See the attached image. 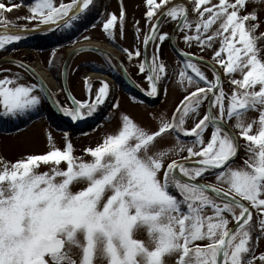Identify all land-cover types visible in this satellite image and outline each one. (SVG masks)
<instances>
[{"label":"snow or ice","instance_id":"obj_1","mask_svg":"<svg viewBox=\"0 0 264 264\" xmlns=\"http://www.w3.org/2000/svg\"><path fill=\"white\" fill-rule=\"evenodd\" d=\"M249 3L264 0H146L145 50L122 51L129 61L144 57L139 71H147L148 96L156 97L169 75L160 47L171 39L159 31L165 20L210 58L182 53L178 83L185 94L155 130L123 114L115 133L83 150L88 160L75 155L68 133L63 149L49 135L44 154L0 157V264H264V252L256 254L264 240V21ZM20 7L0 0V51L25 33L72 28L96 0H34L30 15L18 19L35 21V28L7 18ZM117 28L122 38L123 8L119 18L109 14L102 22L112 41ZM16 67L34 75L23 63ZM2 71L9 74L0 78V116L25 117L42 107L43 81L37 79L38 89L21 73ZM84 84L88 100L57 102L72 122L109 101L107 82ZM253 112L257 118L249 121ZM165 134L176 142L162 148ZM211 177L215 183H206Z\"/></svg>","mask_w":264,"mask_h":264},{"label":"rangeland","instance_id":"obj_2","mask_svg":"<svg viewBox=\"0 0 264 264\" xmlns=\"http://www.w3.org/2000/svg\"><path fill=\"white\" fill-rule=\"evenodd\" d=\"M60 2L61 0H55L57 5H59ZM70 2L71 0H63V3ZM172 3L182 4L187 3V1L174 0ZM121 8H123L125 12L124 35L121 38L119 28H117L115 30L116 39L112 41L107 37V34L102 31V22L106 21L109 14H116L119 18ZM146 10V0H96L95 9L85 15L83 14L84 17L89 19L93 17V21H88V30L83 36V38L88 37V39L75 44L74 47L92 45L101 48L105 53L99 54L91 51H80L72 54L66 64L65 85L73 98L80 101H86L89 99V96L84 84L85 79L90 78L93 88H98L101 82H108L103 78H108L110 81L108 82L110 92L112 91L109 101L106 102V104L101 107V110L92 117H87L80 122H72L68 117L54 114L48 106V100L43 99L42 107L38 109L43 114L41 118L17 132L8 134L0 133V157H3L7 161L14 162L26 155L44 154L49 150V135L52 137L55 145L63 149L65 146L64 133H68V139L74 146L75 155L83 156L85 160H88L90 158L85 156L83 150L87 147H95L102 141L106 134L115 133L120 124V117L123 114H127L140 126L153 130L158 127L162 114H165L166 118L172 117L175 109L180 104L185 94L183 87L178 83V70L183 67V63L180 62L177 57L179 51L182 53H194L192 55L195 56L198 54L204 55L207 57L206 59H209L211 54L201 53L195 44L189 48L183 41V34L175 31L173 33V43L169 40L165 41L160 46L161 58L168 66L169 75L164 84L161 87L158 86L159 94L156 97L148 96L146 93L150 91L151 88L146 79L147 71L144 73H140L139 71V64L143 62L144 57H134L129 61L127 53L122 51V49H128L134 53L139 49L142 53L144 52L145 49L142 41L145 33L148 32V28L150 27L145 19ZM248 11H255L259 19L264 21V5H254L249 3ZM90 13H93V15L89 16L88 14ZM94 17L98 18L94 20ZM137 21L139 22V27L142 29L139 39L136 38L137 26L135 22ZM176 25V22L165 20V22L161 24L159 31L160 33H167L170 36ZM17 26L31 27L35 26V24H19ZM49 32L51 31L49 30ZM259 32H264V25H261L260 29H258V34ZM25 36L28 35L25 34ZM6 48V51H0V57L2 56V60L4 59L0 63V78L9 74L3 72V69H10L12 73L19 72L25 76L28 83H36L29 72L16 67L18 64L12 61H20V59L14 58L15 54L24 56L29 55V60L32 61L31 66L37 63L56 84L57 87L51 96L56 105L58 106L56 99L58 95L61 94L58 98L59 105L70 106L65 99L63 91L59 89L60 83L58 84V82L55 81V79H53V77L43 68L47 62V53L41 55L37 54L31 49L26 40L6 46ZM69 49L71 50V48ZM107 49H109L110 52ZM67 50L65 58L66 55L69 54L67 53ZM149 50H151V46H149ZM10 51H13L14 54L11 55ZM110 53L117 56V62L121 67L123 66L124 71L127 72L131 78L130 80L132 82L134 81L138 86V92L146 95L145 101L137 98L134 93L129 92L125 80L115 68V62L110 56ZM109 58L111 59V63H109ZM181 60L183 59L181 58ZM108 66H111L118 74L121 79L119 84L107 74L110 72ZM202 70L211 77L212 74L207 68H202ZM223 87L226 93H230L231 86L228 83V79L225 77H223ZM113 103H118L119 107L113 108ZM256 118L257 113H249V121ZM188 126H191V122H189ZM184 139L190 140L191 138ZM175 142L174 137L165 134V137L160 140L159 146L165 148L174 145ZM241 143L244 142L241 141ZM240 156L244 157L245 153L241 151ZM46 170V168H41V171ZM205 182L214 184L215 177H211ZM262 252H264V240L259 242L256 254L259 255Z\"/></svg>","mask_w":264,"mask_h":264},{"label":"trees","instance_id":"obj_3","mask_svg":"<svg viewBox=\"0 0 264 264\" xmlns=\"http://www.w3.org/2000/svg\"><path fill=\"white\" fill-rule=\"evenodd\" d=\"M17 3L21 4V7L19 9H14L13 12L11 13H8L7 18L10 21L14 22L16 25L35 24V21H33L32 23H29L25 19H18L20 17H28L30 15L28 8L29 6H32L34 4V0H30L28 2L24 0H17ZM87 13L89 12L86 11L85 14ZM88 15L91 16L93 15V13H90ZM85 18L86 17L73 22L72 28L55 29L51 32L31 34V35L26 36V38L24 39V41L25 40L28 41V44L31 47V49H33L37 54L41 55V54L47 53L48 55V58L46 59L47 62L45 63V66L43 68L53 77V79H55V81L58 82V84L60 83L61 66L65 59L66 50L73 47L75 44L83 42L85 40L83 36H84V33L88 30L87 23L90 20L93 21V17L91 19L89 18L85 19ZM97 18L98 17H94V20ZM190 19L194 20L195 14H192L190 16ZM53 53H55V55H53ZM10 54L13 55L14 52L10 51ZM191 54H194V53H191ZM199 55L200 54L196 56H199ZM0 58H3V57L1 56ZM14 58L20 59L21 62L27 65H31L32 63V61L29 60V55L24 56V55L15 54ZM204 58L206 59L207 57L204 56ZM178 60H180V62L183 61L181 60L180 57H178ZM49 61H52V63L50 64ZM108 68L110 72L107 74L111 76L119 84V81L121 79L119 78L118 74L113 70L111 66L110 67L108 66ZM59 95L56 99L57 102H59V99H58L60 97ZM136 97L138 98V96ZM42 115L43 114L41 113V111L37 110L36 112L29 113L25 117H19V118H6V117L0 116V133L8 134V133L17 132L27 127L29 124H32L39 118H41ZM253 214L255 218V212Z\"/></svg>","mask_w":264,"mask_h":264},{"label":"bare ground","instance_id":"obj_4","mask_svg":"<svg viewBox=\"0 0 264 264\" xmlns=\"http://www.w3.org/2000/svg\"><path fill=\"white\" fill-rule=\"evenodd\" d=\"M72 50V49H71ZM71 50L70 49H68L67 50V53H70L71 52ZM108 51H109V49H107ZM110 52V51H109ZM110 56L112 57V59H113V61L115 62V68H116V70L121 74V76H123V78L128 82V83H130L133 87H134V83L130 80V77H129V75L127 74V72H125V71H123V69L121 68V65L117 62V56H115V55H113V54H111L110 53ZM32 71H33V73H34V78L37 80V79H39V80H41V81H43V85H44V87L47 89V94H48V97H49V99H48V106H49V108H50V110L54 113V114H56V115H60V111H59V108H58V106L56 105V103L53 101V99H52V93H53V91H55V89H56V84L54 83V81L49 77V75L46 73V72H44L42 69H41V67L37 64V63H35V65H32ZM92 76V75H91ZM93 77H95V76H93ZM105 81H108V82H110L109 81V79L108 78H103ZM107 82V83H108ZM112 93V91L110 92V94Z\"/></svg>","mask_w":264,"mask_h":264},{"label":"water","instance_id":"obj_5","mask_svg":"<svg viewBox=\"0 0 264 264\" xmlns=\"http://www.w3.org/2000/svg\"><path fill=\"white\" fill-rule=\"evenodd\" d=\"M53 27H54V26H53ZM176 27H177V25H176ZM176 27L173 29L172 34L170 35V37H171L170 42H172V43H173V33L175 32L174 30L176 29ZM30 28H35V27H30ZM46 31H49V29H45V30H43V31H33V32H31V33H25V34L40 33V32H46ZM149 34H150V33H149ZM172 43H171V46H172ZM95 50H98V51H95ZM80 51H93V52H99V53H103V54L105 53V51L102 50L101 48H98V47H95V46H92V45H81V46H75V47L71 50V52H70L69 54H67V56H66V58H65V60H64V63H63V65H62V69H61V78H60V80H61V88H62V90H63V94H64V96H65V98H66V100H67V102H68L69 105L71 104L72 97H71L70 93L68 92V90H67V88H66V85H65V69H66V64H67V62H68V60H69V58H70V56H71L72 54H74L75 52H80ZM178 54H179L180 57L183 58L181 52H179ZM194 57H195V56H194ZM3 60H4V59H3ZM3 60H0V63H1ZM12 61H13L14 63H16V64H21V63H22V62L17 61V60H12ZM23 64H24V63H23ZM25 65H26V64H25ZM27 66H28V65H27ZM28 68L32 70V66H28ZM122 69H123V71H124L123 66H122ZM32 73H33V71H32ZM36 81H37V80H36ZM37 84H38V83H37ZM38 86H39V88H40V84H38ZM129 86H130V88H131V91L137 92L136 89H135L130 83H129ZM43 95H44L45 99H47V100L49 99V98H48V94H47V92H46V93H43Z\"/></svg>","mask_w":264,"mask_h":264}]
</instances>
